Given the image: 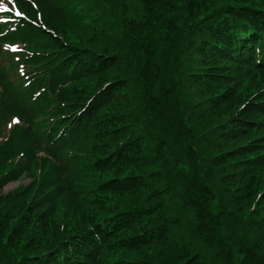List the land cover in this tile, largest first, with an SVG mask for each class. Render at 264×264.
<instances>
[{"label": "trees", "instance_id": "trees-1", "mask_svg": "<svg viewBox=\"0 0 264 264\" xmlns=\"http://www.w3.org/2000/svg\"><path fill=\"white\" fill-rule=\"evenodd\" d=\"M32 2L0 14V264H264V0Z\"/></svg>", "mask_w": 264, "mask_h": 264}, {"label": "snow or ice", "instance_id": "snow-or-ice-1", "mask_svg": "<svg viewBox=\"0 0 264 264\" xmlns=\"http://www.w3.org/2000/svg\"><path fill=\"white\" fill-rule=\"evenodd\" d=\"M27 3H28V6L35 7L32 0H27ZM0 12H12V13H15V15L17 17L26 18V14L19 11L16 0H6V3H5V0H0ZM39 18H40V14L37 13L36 19L32 20L31 22L36 23V20ZM5 39H7L6 34L0 33V46H2L4 49L7 50V49L11 48L13 50H16L17 48H19V45H17V44H11L10 45V44L4 43ZM19 71H20V74L22 76L26 75L24 68H23V65L20 66ZM41 91H42V89H41ZM39 94H40L39 92L36 93L37 97L39 96ZM20 122L21 121H20V118L18 116H13V117H11L10 123L7 125V127L9 129H11L14 125H17ZM20 155L23 156V153H21Z\"/></svg>", "mask_w": 264, "mask_h": 264}, {"label": "rangeland", "instance_id": "rangeland-1", "mask_svg": "<svg viewBox=\"0 0 264 264\" xmlns=\"http://www.w3.org/2000/svg\"><path fill=\"white\" fill-rule=\"evenodd\" d=\"M6 134H7L6 131H4L3 136L6 135ZM23 183H24V184H27L28 181H27V180H24ZM17 187H18V183L10 184V185L6 188V191H7V192L12 191V190L16 189Z\"/></svg>", "mask_w": 264, "mask_h": 264}]
</instances>
